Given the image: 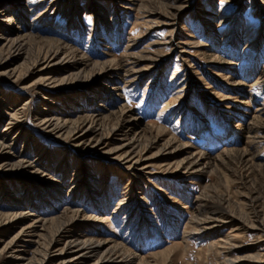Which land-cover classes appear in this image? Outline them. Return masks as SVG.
I'll list each match as a JSON object with an SVG mask.
<instances>
[{
    "label": "rangeland",
    "instance_id": "obj_1",
    "mask_svg": "<svg viewBox=\"0 0 264 264\" xmlns=\"http://www.w3.org/2000/svg\"><path fill=\"white\" fill-rule=\"evenodd\" d=\"M3 1L0 9L3 5L8 7L0 11V23L6 25L4 19L9 15L16 17L10 24L13 31L9 37L15 35L18 26L21 33L68 43L89 60L80 71L85 72L88 78L97 74L105 62L112 61L109 64L112 68L117 66L116 62L121 63L125 69L135 62H141V67L151 65L148 71L123 78L106 79L95 74L98 78L89 88L94 86L105 91L101 97L90 98L88 93L92 90L84 88L88 84L86 82L84 87L66 93L73 95H61V99H55L54 112L72 109L82 114L86 108L95 107L98 103L103 105L101 111H106L107 106H122L130 119L135 117L127 136L139 130L141 125L151 124L162 128L164 137L171 136L177 143L188 145L203 157L205 165L214 157L216 163L203 172L180 178L153 174L155 176L136 181L121 175L115 162L95 155L78 159L73 152L68 154L63 140L47 138L42 130L33 127L30 115L26 125L32 130L30 136L36 140L25 142V134H21L13 141L12 151L20 153L23 160L34 162L52 182L42 188L38 182L28 180L37 186H30V193H26L22 189L23 183L9 181V175L0 172V177L7 176L2 186L12 191L13 199L8 203L3 196L0 197L2 212H37L49 217L62 208L74 206L100 220V223L81 230L83 237H112L127 251L152 261L151 264H229L225 246L220 244L231 233L229 230L234 227L233 223L214 231L202 230V226L206 228L204 224L193 229L188 222L217 218L225 208L239 213L247 221L253 220L255 213L261 215L264 212V0L187 1L185 10L176 20L177 33L174 36V42L186 47L187 52L182 54L169 42V25L161 24L163 15L170 11L168 6L174 4L172 0H135L131 9L125 8V0ZM14 8L16 12H11ZM2 44L4 39H0V58H5L8 53ZM38 46L34 43L27 48L26 59L20 55L1 63V72L14 66L24 71L31 65ZM146 55L158 60L155 63L138 61ZM78 69L57 71L53 75L59 78L73 72L68 75L73 76ZM38 76L36 68L32 67L24 79L18 81L0 74V102L17 98L19 102H27L30 114L39 111L44 100L37 92ZM102 83L106 87L101 86ZM4 125L5 116L0 121V134ZM11 136L6 138L10 141ZM37 143L38 146L42 143L39 149L36 148ZM115 143L109 140L105 149ZM162 144L161 139L147 148L144 155L157 154L155 165L179 159L176 154L161 155L165 154ZM244 151L250 156L248 160L241 157ZM65 152L64 168L62 165L59 167ZM80 167L87 168L88 172L84 175L87 185L79 189L78 195L73 194L72 185H75L74 179ZM156 170L157 167L150 169L152 172ZM198 195H202L204 201L196 209ZM248 196L253 200V207L248 206ZM129 198L132 199L130 202L111 213L119 201L123 199L126 202ZM245 230L241 227L235 231L239 235L235 243L244 246V250H232L230 256L242 258L250 253L260 254L259 257L263 258L264 241L257 240L256 232L248 230L244 233ZM213 242L218 244L212 245ZM24 248L28 250L26 256L29 255L31 245ZM238 264L249 262L246 258ZM250 264H264V261Z\"/></svg>",
    "mask_w": 264,
    "mask_h": 264
},
{
    "label": "bare ground",
    "instance_id": "obj_2",
    "mask_svg": "<svg viewBox=\"0 0 264 264\" xmlns=\"http://www.w3.org/2000/svg\"><path fill=\"white\" fill-rule=\"evenodd\" d=\"M16 1L18 2L19 0ZM125 1H126V5H125L126 9L130 8V6L135 4L134 3L135 0H125ZM172 1L174 2V4L168 6L170 8V11L166 15H163L164 17L161 21V24L169 25L170 37H171L169 38L170 39L169 42L174 47L173 49L176 50L178 49V52L182 54L187 52L185 49L186 47L183 44L178 45L179 43L174 42L175 41L174 36L177 33L175 32L176 24H177L176 20L179 17V15L185 10L186 2L189 0H172ZM2 2L4 1L0 0V4H2ZM155 2H157V0ZM14 5H16V3H14ZM22 5L24 6V3ZM7 7H8L7 5H3L0 11L7 10L6 9ZM98 9L99 8H96L95 10ZM16 10L17 9L14 8L11 9L10 11L16 12ZM145 10L147 11V9ZM158 13L160 14V12ZM151 14H155V12ZM15 19H16L15 16L9 15L4 19L7 22L6 25L0 23V39H4V44L2 45L6 46V50L8 53L5 56V58H0V64L6 62L9 59L11 60L15 59L20 55H23L24 59H26L28 54L27 48L34 43L38 44L39 46L38 49H36L37 53L32 58V61L30 63L31 65L26 67L24 71H22L23 69L22 70L17 69L18 66H14L10 69L9 68L5 69L2 72L0 70V74L6 75V77L13 79V81H18L24 79V77L27 75V72H29L31 67L33 69L36 68V72L39 75L37 77L38 79L37 92L40 93L41 98L44 101H42L41 103L40 110L35 111L33 114L29 113L26 101L19 102V99L17 98H12V99L9 98V99H3L2 103L0 102V121L3 118V116H5V125L3 127L2 133L0 134V172L1 174L4 173L6 175H9L8 176L9 181L23 183L22 189L25 190L26 193H30L29 192L31 188L30 186H37L36 183L28 182V180L30 181L32 179L38 182V186L42 188L48 186L52 182L50 181L49 176L47 177L45 173H42L40 171L41 169L39 170V168L34 162L23 160L21 158L22 155H20V153L17 152L16 154H14L12 151L13 141L15 140V138H18L21 134H25V142L32 141V139H34L32 135L30 136V134H32V132H30L31 129H29L26 125L27 119L30 117V115H32L31 118L33 119L32 120L33 127L35 128L36 126L38 129L42 130L44 135L47 136V138H50L52 140L55 139L63 140V144L66 146V148H68L65 149L66 152L68 151V154L69 152H73L78 157V159L83 158L85 156L95 155L100 159L107 160L108 162H113V163L115 162L117 164L115 165L118 167L117 169H120L118 172L121 175L127 176L136 181L137 180L141 181L144 178L145 179L149 178L153 174H163L165 176L169 175L180 178L184 175H190L195 173L197 174L203 172L205 171V168L211 164L213 167L215 166L214 164L216 163L215 157L213 159L210 158L212 159V161H208L207 162L208 164L205 165V163L202 162L203 157L194 153L188 145L177 143L176 139L171 136L164 137V130L160 127L153 126L151 124L141 125L140 128L138 127L139 130L136 129V131L133 134L131 133L129 136H127L128 133L127 131H129L131 125H133V121H135V117L134 118L131 117L130 119L128 117L129 116L128 111L124 109L122 106L121 107L107 106L108 108L106 109V111H101L100 107H102L103 105L101 103H98L96 104L95 107L91 108L90 106L89 108H86L84 113L81 112L82 114H77L75 111H72V109L70 110L57 109V113L54 112L53 108L55 105H57V103L54 102L55 99L58 98L61 99L62 97L65 96L69 97L70 95H73V94L66 95V93L72 91L73 89L77 90L80 86L84 87V84L86 82L88 84H86L84 88H89L90 86L95 84L96 78H98L96 77V75L100 77H105L106 79L120 77V76L122 78L129 77L130 75L133 74H138L144 71H148L151 68V65H147L146 67H141L139 66L140 65L139 63L141 62H135V64H131L130 67L129 65H127L128 67H126L125 69L124 66H121V63L119 65V63L116 62L117 66H115V68L114 67L112 68L111 66H109V64L112 61L109 62L108 64L107 62H105L106 64L104 62H101L104 64H101L100 71L97 74L95 73L96 75L93 74L91 77L88 78L86 77L85 72L80 73V71L87 66L89 60H87V58H85L84 55L78 54L79 52L77 53L75 51L76 49L74 50L70 46H68L67 45L68 43L67 44H65V42L62 43V41L60 42V40L51 39V37H49L50 39L36 37L30 35L28 32H27L28 34L21 33V29L18 28V26H16L17 31L15 35L9 37L8 35L13 31V28L10 29V24L11 23L13 24ZM29 60L30 59L28 58V62ZM142 60L144 61L147 60L150 63H155L158 59L146 55L143 58L139 59L138 61H142ZM90 66L92 68L93 65ZM75 67H78L79 69L78 72L73 76H68L70 74H74L73 72L67 73L68 75H62L59 78L54 77L53 75L57 71L69 72L71 69ZM87 75L90 76L89 74ZM104 85H105L104 83L101 84V86ZM93 87L89 88L90 90H92V92L89 93L85 89L86 93L90 94L89 95L90 98L95 100L101 97L103 93H105V91L101 90L99 87H94V88ZM75 93L76 92H74V94ZM61 95L62 97H60ZM69 99L73 100L72 98ZM37 128L35 129L37 130ZM10 134H12L13 137L11 136L12 139H10L9 141V139L6 138V136ZM256 138L258 137L256 136ZM161 139L163 140V144H162L163 151L165 150V154H161V155L176 154L177 156H180L178 160L163 162L155 165L157 154H152L148 156L144 155V152L146 151L147 148L157 143ZM35 140L36 139H34V142ZM109 140L116 141L117 143H115L113 147L105 149V147L108 145ZM40 144L39 146L38 143L36 144L37 149L40 148ZM66 152L64 156L61 157L60 159V162L58 164L59 167L62 165L64 168L66 161L65 158L67 156ZM8 154H10V156H8ZM41 156H44V154ZM12 157L15 158V160H11ZM241 157L247 160L250 158V156L247 155L245 151L242 152ZM146 160L147 162L144 163V161ZM153 167H157L156 170L157 172L150 171V169ZM105 169L106 168L104 166V168H102V171L104 172ZM87 172H88L87 168L85 170L80 167V169L78 170L77 172L78 174H76V178L74 179L75 185H72L74 188V189L72 188L73 194L80 195V193H78L79 189L82 188L84 189L85 186L87 185L84 179V175ZM4 178H7V176L0 177V197L3 196L6 202L10 203L12 199V194H11L12 191L9 192L8 187L7 188L3 187L5 185V184L3 185V183L5 182ZM20 199L22 198L20 197ZM20 199H15V200L18 201ZM202 199H203L202 195L197 196L198 206H196V209L202 205L201 202L204 201ZM247 199H249V202H247L248 206L253 207V203H252L253 200L251 196L250 197L248 196ZM131 200L132 199L129 198L128 201L124 202L122 199L114 207L111 213L114 214L117 211V209L122 208L120 207V205H126ZM77 203L75 205H77ZM192 220H190L188 223L189 225H191L190 227H192L193 229L196 228L198 225L201 226V224H204L205 225L204 227L206 228H203L202 226V230L214 229V231L220 227L233 223L232 225H234V227H231V230H229V232L231 233L227 234L226 237L223 239V241H221L222 243L220 244V245L224 244L225 246L224 252L226 255V261L229 264H238L246 261L247 258L249 264L250 262H255V261H260V263H263L264 257L260 258L259 257L260 254L247 253L246 255H243V257L241 258V256L231 257L230 253L232 250L235 249L244 250V246L239 245V243L238 244L235 243L236 242L235 239L239 236L235 231L239 230V228L241 227H245L247 229L244 231V233L247 232L248 230L256 232L257 240L264 241V212L261 215H259L258 212L255 213L254 219L247 221L239 213H235V211L231 209L227 210L225 208L222 211H220L217 218L214 219L211 218L210 220L209 219L208 220L202 219L195 221ZM23 221L25 222L19 225V223ZM95 223H100V220H98V218L96 217L86 215L83 210L76 208L74 206L62 208L59 212H57V214L49 217L40 215L37 212L36 214H34L31 212L15 210L12 211V213H6L4 211L2 212V210L0 209V264H83L85 262H87L86 264H134V263L151 264L152 261L149 262L146 259H144V257H140L133 252L127 251L123 245L118 243L112 237H101V238L83 237L81 230ZM14 228H17L15 232L13 231ZM110 231L113 232L114 230H110ZM218 242H213V244L212 243L211 244L216 245L218 244ZM29 245H31V250H29L30 251L29 255L26 256L28 250H26L24 247ZM154 263L155 262H153V264Z\"/></svg>",
    "mask_w": 264,
    "mask_h": 264
}]
</instances>
